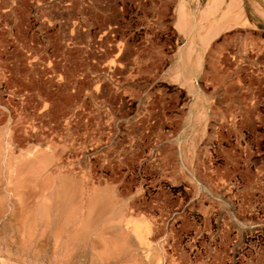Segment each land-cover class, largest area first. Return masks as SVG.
<instances>
[{
    "label": "rangeland",
    "instance_id": "374dc122",
    "mask_svg": "<svg viewBox=\"0 0 264 264\" xmlns=\"http://www.w3.org/2000/svg\"><path fill=\"white\" fill-rule=\"evenodd\" d=\"M187 1L0 0V17L2 16L0 18V264H203L204 262V264H264V0H236L240 17H225V21L221 20V17L230 0H223L215 16L208 20H202V14L211 0ZM181 7L186 9L185 18H180ZM189 17L192 19L190 20ZM105 24L108 26L106 27ZM212 27L214 28L213 34L207 35V31ZM110 30L120 34L118 33L115 38L111 37ZM69 41L73 43L70 44ZM122 43L125 45H121ZM99 44L102 45L99 46ZM133 45H138L135 49L138 51L134 50ZM190 45L193 48V57V52L190 56L188 53ZM120 46L124 54L120 53L122 61L118 69L119 65L115 55ZM77 50H81L79 54ZM105 50L108 51L107 55L103 54ZM74 55L76 56L73 57ZM87 58L90 60L87 61ZM95 59L98 63L101 61L100 66L97 62L95 63ZM197 62L200 68L198 71L193 69L191 73L190 64L195 66ZM71 63L73 64L70 65ZM93 65L100 68L97 67L99 70L97 74L87 68V71L80 75L79 70ZM116 69L119 73L115 72ZM130 72L135 73L131 75ZM101 74H107V77ZM96 76L100 78L97 79ZM94 82V85L91 84ZM37 84H39L38 87ZM67 86L74 88L68 89ZM159 93L161 95H158ZM163 95L167 102L166 106L169 108L165 110L167 121H160L155 118L156 116L147 119L146 108L149 101L154 98L159 99ZM40 105L43 109L39 107ZM48 105H51V108ZM159 110L161 111V106L157 105L155 111L160 113ZM47 112L49 115L45 116ZM202 112L205 113L202 114ZM64 122L67 123L64 124ZM35 132L39 136L36 137ZM98 133L102 137L97 136ZM103 136L107 139L108 136L111 138L107 140ZM98 140L101 142H97ZM163 150L164 154L161 153ZM63 158L67 159L64 161ZM65 164L68 167L63 166ZM153 164L156 167H153ZM213 171L216 172L213 173ZM37 172L39 176H36ZM209 175L213 177L210 178ZM110 181L113 183L110 184ZM134 181L135 184H133ZM92 182L95 184L97 182L98 187ZM73 187H75L74 190ZM123 187L126 188L128 196L125 195ZM217 189L220 190L219 193L216 192ZM107 190L108 193H106ZM56 200L57 203H54ZM63 201L64 203H61ZM163 201H165L164 204L161 203ZM121 202L122 205H120ZM70 205H73L72 208ZM132 206L135 208L133 209ZM109 211L113 214L110 215ZM107 213L109 214L106 215ZM94 220L100 221L95 222ZM91 225H95L94 228ZM81 234L85 235L83 239ZM126 244H129V248ZM257 251H260L258 255Z\"/></svg>",
    "mask_w": 264,
    "mask_h": 264
},
{
    "label": "bare ground",
    "instance_id": "6f19581e",
    "mask_svg": "<svg viewBox=\"0 0 264 264\" xmlns=\"http://www.w3.org/2000/svg\"><path fill=\"white\" fill-rule=\"evenodd\" d=\"M76 1H77V0H76ZM149 1H150V0H149ZM188 1H189V0H188ZM188 1H187V2H188ZM192 1H193V0H192ZM199 1H200V0H199ZM222 1H223V0H211V1L207 4V7H206L205 11L203 12V14H202V12H200V13L202 14V20H208V19L214 17L215 14L218 12L219 5H221ZM74 2H75V1H74ZM179 2H180V1H179ZM179 2H178V3H179ZM182 2H183V1H182ZM239 2H240V1H239ZM175 3H176V2H175ZM246 3H248V2L246 1ZM250 3H251V2H250ZM75 4H76V3H75ZM77 4H78V3H77ZM184 4H185V3H184ZM186 4H187V3H186ZM190 4H191V3H190ZM174 5H176V4H174ZM177 5H178V4H177ZM247 5H248V4H247ZM252 5H253V4H252ZM255 5H256V4H255ZM71 6H72V3H71V5H70V7H71ZM158 6H159V5H158ZM253 6H254V5H253ZM256 6H257V5H256ZM81 7H82V6H81ZM174 7H175V6H174ZM176 7H177V6H176ZM188 7H189V6H188ZM159 8H160V7H159ZM204 8H205V7H204ZM249 8H250V7H249ZM154 9H155V8H154ZM156 9H158V8H156ZM156 9H155V10H156ZM174 9H175V8H174ZM180 9H181V10L179 11L180 18H183V17L185 18L186 15H187L186 9H185L184 7H181ZM70 10H71V9H70ZM190 10H191V9H190ZM190 10H189V11H190ZM247 10H248V9H247ZM259 10H260V9H259ZM85 11H86V10H85ZM244 11H245V10H244ZM77 12H78V11H77ZM79 12H80V11H79ZM95 12H97V11L95 10ZM95 12H94V13H95ZM102 12H103V11H102ZM247 12H249V11H247ZM72 13H73V12H72ZM80 13H81V12H80ZM99 13H100V12H99ZM154 13H155V12H154ZM177 13H178V12H177ZM191 13H192V12H191ZM219 13H220V12H219ZM239 13H240V12H239V5H238V2H237L236 0H230L229 3H228L227 6H226L225 11L223 12V16L221 17V20L225 21V17H236V18H237V17H240V14H239ZM241 13H242V11H241ZM245 13H246V12H245ZM73 14H75V13H73ZM141 14H142V13H141ZM155 14H156V13H155ZM158 14H159V13H158ZM161 14H163V13H161ZM201 14H200V15H201ZM75 15H76V14H75ZM90 15H91V14H90ZM94 15H96V14H94ZM66 16H67V14H66ZM69 16H70V15H69ZM190 16H191V15H190ZM247 16H249V15H247ZM1 17H2V16H1ZM1 17H0V18H1ZM70 17H71V16H70ZM249 17H251V16H249ZM71 18H72V17H71ZM71 18H70V19H71ZM79 18H80V16H79ZM110 18H111V17H110ZM155 18H156V17H155ZM177 18H178V17H177ZM177 18H176V19H177ZM187 18H188V17H187ZM189 18H190V17H189ZM242 18H243V17H242ZM247 18H248V17H247ZM95 19H96V18H95ZM161 19H162V18H161ZM191 19H192V18H190V20H191ZM195 19H196V17H195ZM248 19H249V18H248ZM97 20H98V19H97ZM104 20H105V19H104ZM155 20H156V19H155ZM249 20H250V19H249ZM94 21H95V20H94ZM99 21H101V20H99ZM105 21H106V20H105ZM110 21H113V20H110ZM156 21H157V20H156ZM158 21H159V20H158ZM219 21H220V19H219ZM235 21H237V20H235ZM252 21H253V19H252ZM255 21H256V20H255ZM259 21H260V20H259ZM78 22H79V21H78ZM84 22H85V20H84ZM87 22H88V21H87ZM102 22H103V21H102ZM213 22H214V21H213ZM226 22H227V21H226ZM238 22H240V21H238ZM66 23H67V22H66ZM66 23H65V24H66ZM139 23H140V22H139ZM174 23H175V22H174ZM178 23H180V22H178ZM69 24H70V23H69ZM81 24H83V23H81ZM93 24H94V23H93ZM117 24H118V23H117ZM189 24H190V23H189ZM202 24H203V23H202ZM253 24H254V23H253ZM101 25H102V24H101ZM180 25H181V24H180ZM184 25H185V24H184ZM184 25H183V26H184ZM241 25H242V24H241ZM246 25H247V24H246ZM84 26H85V24H84ZM88 26H89V25H88ZM105 26H106V24H105ZM107 26H108V25H107ZM107 26H106V27H107ZM191 26H192V25H191ZM216 26H217V24H216ZM222 26H223V24H222ZM224 26H225V25H224ZM89 27H90V26H89ZM180 27H181V26H180ZM217 27H219V26H217ZM217 27H216V28H217ZM83 28H84V27H83ZM86 28H87V27H86ZM110 28H111V27H110ZM149 28H150V26H149ZM185 28H186V27H185ZM192 28H193V26H192ZM192 28L190 29V32H191ZM95 29H96V27H95ZM98 29H99V28H98ZM101 29H102V28H101ZM125 29H126V28H125ZM181 29H182V27H181ZM181 29H180V30H181ZM201 29H202V28H201ZM222 29H223V28H222ZM77 30H78V29H77ZM77 30H76V31H77ZM114 30H115V29H114ZM116 30H117V29H116ZM193 30H195V29L193 28ZM76 31H75V32H76ZM93 31H94V30H93ZM110 31H111V32H110V33H111V37H114V38H115V36H117V34L119 33V32H118V33H115V32L112 31V30H110ZM145 31H146V30H145ZM147 31H148V30H147ZM213 31H214V28H213V27L210 28V29L207 31V35H212V34H213V33H212ZM216 31H217V30H216ZM70 32H71V31H70ZM72 32H73V31H72ZM77 32H78V31H77ZM87 32H88V31H86V33H87ZM108 32H109V31H108ZM108 32H107V33H108ZM154 32H155V31H154ZM102 34H103V33H102ZM119 34H120V33H119ZM150 34H153V33H150ZM215 34H216V32H215ZM87 35H88V34H87ZM93 35H94V34H93ZM105 35H106V34H105ZM146 35H147V34H146ZM198 35H199V34H198ZM207 35H206V36H207ZM72 36H73V35H72ZM80 36H81V34H80ZM83 36H84V34H83ZM103 36H104V35H103ZM122 36H123V35H122ZM149 36H150V35H149ZM91 37H92V36H91ZM111 37H110V38H111ZM122 38H123V37H122ZM206 38H207V37H206ZM68 39H69V38H68ZM68 39H67V42H68ZM79 39H80V38H79ZM210 39H211V38H210ZM3 40H4V39H3ZM72 40H73V39H71V41H72ZM81 40H83V39H81ZM104 40H105V39H104ZM108 40H109V39H108ZM108 40H107V41H108ZM112 40H113V39H112ZM143 40H144V39H143ZM201 40H202V39H201ZM207 40H208V39H207ZM77 41H78V40H77ZM99 41H100V39H99ZM99 41H98V42H99ZM149 41H150V40H149ZM79 42H80V41H79ZM84 42H85V41H84ZM113 42H114V41H113ZM116 42H117V41H116ZM142 42H143V41H142ZM69 43H70V41H69ZM71 43H73V42H71ZM71 43H70V44H71ZM114 43H115V42H114ZM117 43H118V42H117ZM120 43H121V42H120ZM127 43H129V42H127ZM144 43H145V42H144ZM148 43H150V42H148ZM102 44H103V43H102ZM102 44H99V46H101ZM109 44H110V43H109ZM112 44H113V43H112ZM130 44H131V41H130ZM140 44H141V43H140ZM246 44H247V43H246ZM110 45H111V44H110ZM121 45H125V44L122 43ZM141 45H142V44H141ZM143 45H144V44H143ZM151 45H152V44H151ZM71 46H72V45H71ZM77 46H78V45H77ZM117 46H118V45H117ZM133 46H134V45H133ZM136 46H138V45H136ZM136 46H134V47H135L134 50L137 49ZM245 46H246V45H245ZM251 46H252V45H251ZM103 47H105V46H103ZM127 47H128V45H127ZM152 47H153V46H152ZM152 47H151V48H152ZM205 47H206V46H205ZM254 47H255V46H254ZM68 48H70V47H68ZM79 48H81V47H79ZM101 48H102V47H101ZM105 48H106V47H105ZM125 48H126V47H125ZM138 48H139V47H138ZM146 48H147V47H146ZM154 48H155V47H154ZM242 48H243V47H242ZM246 48H247V47H246ZM256 48H258V46H257ZM259 48H260V46H259ZM108 49H109V48H108ZM108 49H107V50H108ZM128 49H129V48H128ZM244 49H245V48H244ZM252 49H253V48H252ZM59 50H60V49H59ZM62 50H63V49H62ZM112 50H113V48H112ZM147 50H148V48H147ZM205 50H206V49H205ZM237 50H238V49H237ZM260 50H261V49H260ZM2 51H3V50H2ZM77 51H78V50H77ZM80 51H81V50H80ZM80 51H78L77 54H79ZM82 51H83V50H82ZM109 51H110V50H109ZM115 51H116V50H115ZM131 51H132V50H131ZM135 51H138V50H135ZM262 51H263V50H262ZM60 52H61V51H59V53H60ZM63 52H64V51H63ZM107 52H108V51L105 50V51H103V54L107 55V54H106ZM111 52H112V51H111ZM113 52H114V51H113ZM113 52H112V53H113ZM117 52H118V53L115 55V58H116V61L118 62V65H119V66H118V69H119V68L121 67V61H122V57L120 56V53L122 52V48H121V46H120V48L117 49ZM123 52H124V51H123ZM123 52H122V53H123ZM192 52H193V48H192V46L190 45V47L188 48L189 56L192 54ZM212 52H213V51H212ZM236 52H237V51H236ZM59 53H58V54H59ZM85 53H86V52H85ZM213 53H214V52H213ZM65 54L67 55V53H65ZM70 54H72V53H70ZM70 54H69V55H70ZM109 54H110V53H109ZM109 54H108V55H109ZM123 54H124V53H123ZM131 54H133V52H131ZM141 54H142V53H141ZM146 54H147V53H146ZM153 54H154V53H153ZM206 54H207V53H206ZM214 54H215V53H214ZM259 54H260V53H259ZM35 55H36V54H35ZM81 55H82V53H81ZM139 55H140V54H139ZM247 55L249 56V53H248ZM71 56H72V55H71ZM75 56H76V55H74L73 57H75ZM77 56H78V55H77ZM129 56H130V54H129ZM142 56H143V55H142ZM193 56H194V52H193L192 57H193ZM66 57H67V56H66ZM101 57H102V56H101ZM104 57H105V56H104ZM125 57H126V56H125ZM131 57L133 58V56H131ZM139 57H140V56H139ZM205 57H206V56H205ZM212 57H213V55H212ZM212 57H211V58H212ZM80 58H81V57H80ZM198 58H199V57H198ZM201 58H202V57H201ZM71 59H72V57H71ZM74 59H75V58H74ZM76 59H77V58H76ZM87 59H88V58H87ZM93 59H94V58H93ZM100 59H101V58H100ZM149 59H150V58H149ZM207 59H208V58H207ZM209 59H210V58H209ZM256 59H257V58H256ZM47 60H48V59H47ZM65 60H66V59H65ZM89 60H90V59H88L87 61H89ZM91 60H92V59H91ZM98 60H99V59H98ZM103 60H104V59H103ZM106 60H107V59H106ZM142 60H143V59H142ZM156 60H157V59H156ZM190 60H191V62H192V59H190ZM195 60H196V59H195ZM248 60H249V59H248ZM77 61H78V60H77ZM93 61H94V60H93ZM131 61H132V59H131ZM136 61H137V60H136ZM207 61H208V60H207ZM68 62H69V61H68ZM71 62H74V61L71 60ZM96 62H97V61H96V59H95V63H96ZM100 62H101V61H100ZM100 62H99V63H100ZM103 62H104V61H103ZM105 62H106V61H105ZM123 62H124V61H123ZM209 62H210V61H209ZM91 63H92V62H91ZM93 63H94V62H93ZM97 63H98V62H97ZM99 63H98V65H99ZM125 63H127V62H125ZM140 63H141V62H140ZM72 64H73V63H71L70 65H72ZM86 64H87V63H86ZM106 64H107V63H106ZM129 64H131V62H129ZM143 64H144V63H143ZM253 64H254V63H253ZM76 65H77V64H76ZM82 65H83V63H82ZM87 65H88V64H87ZM90 65H91V64H90ZM114 65H115V63H114ZM124 65H125V64H124ZM52 66H54V65H52ZM78 66H79V65H78ZM99 66H100V65H99ZM127 66H128V65H127ZM129 66H130V65H129ZM69 67H70V66H69ZM74 67H75V66H74ZM97 67H98V66H97ZM97 67H95L94 65H93V66H86V67H83V69L79 70L80 75L83 74V73H85V71H87V70H86L87 68H89L93 73L97 74L98 71H99V70L97 69ZM101 67H102V66H101ZM104 67H105V66H104ZM104 67H103V68H104ZM76 68H77V67H76ZM98 68H99V67H98ZM113 68H114V67H113ZM115 68H116V67H115ZM128 68H130V67H128ZM136 68H139V67H136ZM140 68H142V67H140ZM199 68H200V67H199V62H197V63L195 64V66L192 65V64H190V69H191V70H190V69H189V70H190L191 73H193V72H192L193 69H195V71H198ZM229 68H230V67H229ZM57 69H58V67H57ZM64 69H65V67H64ZM67 69H68V68H67ZM99 69H100V68H99ZM101 69H102V68H101ZM106 69H107V68H106ZM108 69H109V68H108ZM132 69H133V68H132ZM143 69H144V68H143ZM152 69H153V68H152ZM51 70H52V69H51ZM54 70H56V69H54ZM54 70H53V71H54ZM65 70H66V69H65ZM73 70H74V69H73ZM102 70H103V69H102ZM104 70H105V69H104ZM120 70H122V69H120ZM53 71H52V72H53ZM57 71H58V70H57ZM129 71H130V70H129ZM129 71H128V72H129ZM132 71H133V70H132ZM137 71L139 72V70H137ZM179 71H180V70H179ZM233 71H234V70H233ZM25 72H26V71H25ZM100 72H101V71H100ZM109 72H110V69H109ZM109 72H108V73H109ZM115 72L119 73L117 69H116ZM138 72H137V73H138ZM145 72H146V71H145ZM64 73H66V72H64ZM130 73H131V75H134L135 72H134V73H133V72H130ZM137 73H136V75H137ZM139 73H140V72H139ZM39 74H40V73H39ZM44 74H45V73H44ZM47 74H48V73H47ZM70 74H71V73H70ZM73 74H74V73H73ZM78 74H79V73H78ZM86 74H87V73H86ZM121 74H122V73H121ZM125 74H126V73H125ZM144 74H146V73H144ZM84 75H85V74H84ZM101 75H104V74H101ZM115 75H116V74H115ZM123 75H124V74H123ZM139 75H140V74H139ZM191 75H192V74H191ZM27 76H28V75H27ZM40 76H41V74H40ZM43 76H44V75H43ZM47 76H48V75H47ZM90 76H91V75H90ZM104 76L107 77V74L104 75ZM64 77H65V76H64ZM73 77H74V76H73ZM96 77H97V76H96ZM98 77L100 78V76H98ZM98 77H97V79H99ZM116 77H117V76H116ZM116 77H115V78H116ZM133 77H134V76H133ZM135 77H136V76H135ZM188 77H189V76H188ZM66 78H67V76H66ZM74 78H75V77H74ZM86 78H87V77H86ZM110 78H111V77H110ZM113 78H114V77H113ZM203 78H205V77H203ZM212 78H213V77H212ZM33 79H34V78H33ZM61 79H62V78H61ZM80 79H81V78H80ZM94 79H95V77H94ZM125 79H126V78H125ZM47 80H49V79H47ZM73 80H74V79H73ZM118 80H119V79H118ZM120 80H121V79H120ZM123 80H124V79H123ZM188 80H189V79H188ZM66 81H67V80H66ZM76 81H77V79H76ZM85 81H86V80H85ZM91 81H92V80H91ZM102 81H103V80H102ZM124 81H125V80H124ZM130 81H131V80H130ZM204 81H205V80H204ZM35 82H36V80H35ZM42 82H43V81H42ZM67 82H70V81L68 80ZM82 82H84V81H82ZM87 82H88V81H87ZM95 82H96V81H95ZM95 82H94V83H91V84L94 85ZM111 82H112V79H111ZM132 82H133V81H132ZM31 83H32V82H31ZM48 83H49V82H48ZM97 83H98V81H97ZM100 83H101V82H100ZM106 83H107V82H106ZM117 83L119 84V82H117ZM123 83H124V82H123ZM123 83H121V84H123ZM125 83H126V82H125ZM39 84H40V83H39ZM39 84H37V87H38ZM45 84H46V83H45ZM33 85H34V84H33ZM41 85H42V84H41ZM113 85H114V84H113ZM116 85H117V84H116ZM119 85H120V84H119ZM150 85H151V84H150ZM34 86H35V85H34ZM78 86H79V85H78ZM88 86H89V85H88ZM206 86H208V85H206ZM0 87H1V85H0ZM35 87H36V86H35ZM41 87H42V86H41ZM64 87H65V86H64ZM67 87H68V86H67ZM67 87H66V88H67ZM71 87H73V86H71ZM71 87H68V89L71 88ZM105 87H106V86H105ZM120 87H121V86H120ZM6 88H7V87H6ZM73 88H74V87H73ZM78 88H79V87H78ZM93 88H94V87H93ZM101 88H103V87H101ZM23 89H24V88H23ZM88 89H89V88H88ZM95 89H96V88H95ZM95 89H93V90L95 91ZM78 90H79V89H78ZM85 90H86V89H85ZM97 90H98V89H97ZM102 90H103V89H102ZM12 91H13V90H12ZM22 91H23V90H22ZM81 91H82V90H81ZM115 91H117V90H115ZM147 91H148V90H147ZM36 92H37V91H36ZM48 92H49V91H48ZM67 92H69V91H67ZM119 92H120V91H119ZM91 93H92V92H91ZM104 93H105V92H104ZM144 93H146V92H144ZM152 93H153V92H152ZM152 93H151V94H152ZM162 93H163V92H162ZM149 94H150V93H149ZM199 94H200V93H199ZM104 95H105V94H104ZM108 95H109V94H108ZM108 95H107V96H108ZM111 95H112V94H111ZM158 95H161V94L159 93ZM205 95H206V94H205ZM213 95H214V94H213ZM41 96H42V95H41ZM43 96H44V95H43ZM61 96H62V95H61ZM75 96H76V95H75ZM105 96H106V95H105ZM139 96H140V95H139ZM207 96H208V95H207ZM50 97H51V96H50ZM59 97H60V96H59ZM67 97H68V96H67ZM108 97H109V96H108ZM152 97H153V96H152ZM154 97H155V96H154ZM203 97H204V96H203ZM208 97H209V96H208ZM38 98H39V97H38ZM44 98H45V97H44ZM75 98H76V97H75ZM94 98H97V97H94ZM103 98H104V97H103ZM138 98H139V97H138ZM146 98H147V97H146ZM164 98H165V97H164V95H163V97L160 96L159 99L154 98L152 101H149V103H148V107L146 108V111H147V116H146V117H147V119L150 118V117H153V116L155 117V116H156L155 118L160 119V121H161V120L167 121V117H166V115H165V110H166L168 107L166 106V103H167V102H165V99H164ZM212 98H213V97H212ZM225 98H226V97H225ZM49 99H50V98H49ZM62 99H64V98L62 97ZM66 99H67V98H66ZM99 99H100V98H99ZM142 99H143V98H142ZM166 99H167V98H166ZM169 99H170V98H169ZM203 99H204V98H203ZM43 100H44V99H43ZM88 100H89V99H88ZM91 100H92V99H91ZM94 100H97V99H94ZM103 100H104V99H103ZM106 100H107V99H106ZM106 100H105V102L107 103ZM171 100H172V99H171ZM205 100H206V99H205ZM209 100H210V99H209ZM39 101H40V100H39ZM57 101H58V100H57ZM64 101H65V100H64ZM67 101H68V100H67ZM76 101H77V100H76ZM79 101H80V100H79ZM97 101H99V100H97ZM215 101H217V100H215ZM223 101H224V100H223ZM47 102H48V101H47ZM47 102H46V103H47ZM51 102H52V101H51ZM60 102H61V101H60ZM169 102H170V101H169ZM203 102H204V101H203ZM3 103H5V101H4ZM9 103H10V102H9ZM174 103H175V102H174ZM195 103H196V102H195ZM215 103H216V102H215ZM217 103H218V102H217ZM224 103H225V102H224ZM43 104H45V102H44ZM138 104H139V102H138ZM172 104H173V103H172ZM172 104H171V105H172ZM175 104H176V103H175ZM197 104H198V103H197ZM197 104H196V105H197ZM203 104H204V103H203ZM210 104H211V103H210ZM213 104H214V103H213ZM5 105H6V104H5ZM22 105H23V104H22ZM36 105H37V104H36ZM52 105H53V104H52ZM86 105H88V104H86ZM98 105H99V104H98ZM157 105L161 106V111L159 110L160 113L155 111V107H156ZM167 105H168V104H167ZM187 105H188V104H187ZM216 105H217V104H216ZM218 105H219V104H218ZM0 106H1V104H0ZM7 106H9V105H7ZM48 106H49V105H48ZM50 106H51V105H50ZM50 106H49V107H50ZM89 106H91V104H90ZM172 106H173V105H172ZM9 107H10V106H9ZM39 107H41V105H40ZM42 107H43V106H42ZM42 107H41V108H42ZM49 107H47V108H49ZM55 107H56V106H55ZM76 107H78V105H77ZM76 107H75V108H76ZM143 107H144V106H143ZM4 108H5V107H4ZM41 108H40V109H41ZM50 108H51V107H50ZM196 108H198V107H196ZM5 109H6V108H5ZM40 109H39V110H40ZM42 109H43V108H42ZM69 109L71 110V108H69ZM73 109H74V108H73ZM73 109H72V110H73ZM168 109H169V108H168ZM175 109H176V108H175ZM190 109H191V108H190ZM207 109H208V108H207ZM8 110H9V109H8ZM8 110H7V111H8ZM39 110H38V111H39ZM46 110H47V109H46ZM46 110H45V111H46ZM75 110H76V109H75ZM84 110H85V107H84ZM213 110H214V109H213ZM221 110H222V109H221ZM0 111H1V109H0ZM43 111H44V110H43ZM194 111H195V110H194ZM208 111H210V109H209ZM208 111H206V112H208ZM216 111H217V110H216ZM222 111H223V110H222ZM79 112H80V111H79ZM87 112H88V111H87ZM171 112H172V111H171ZM196 112H197V111H196ZM214 112H215V111H214ZM217 112H218V111H217ZM217 112H216V113H217ZM2 113H3V112H2ZM11 113H12V111H11ZM15 113H16V112H15ZM15 113H14V114H15ZM62 113H63V112H62ZM84 113H85V112H84ZM191 113H192V112H191ZM193 113H194V112H193ZM203 113H205V112H202V114H203ZM216 113H215V114H216ZM218 113H219V112H218ZM224 113H225V112H223V114H224ZM226 113H227V112H226ZM43 114H45V113H43ZM115 114H116V113H115ZM139 114H140V113H139ZM198 114H200V113H198ZM220 114H222V113H220ZM223 114H222V115H223ZM3 115H4V114H3ZM10 115H12V114H10ZM48 115H49V114H48V112H47L45 116H48ZM50 115H51V114H50ZM57 115H58V114H57ZM62 115H63V114H62ZM64 115H65V114H64ZM69 115H70V114H69ZM72 115H73V114H72ZM78 115L80 116V114H78ZM92 115H93V114H92ZM212 115H213V114H212ZM225 115H226V114H225ZM70 116H71V115H70ZM70 116H69V117H70ZM74 116H75V115H74ZM79 116H78V117H79ZM84 116H85V115H84ZM93 116H94V115H93ZM125 116H126V115H125ZM134 116H135V115H134ZM206 116H207V115H206ZM231 116H232V115H231ZM9 117H10V116H9ZM17 117H18V115H17ZM42 117H43V116H42ZM49 117H50V116H49ZM76 117H77V116H76ZM88 117H89V116H88ZM221 117H222V116H221ZM229 117H230V116H229ZM22 118H23V117H22ZM22 118H21V119H22ZM35 118H36V117H35ZM64 118L66 119V117H64ZM64 118H63V119H64ZM90 118H91V117H90ZM135 118H136V117H135ZM168 118H169V120H170V117H168ZM208 118H209V117H207V119H208ZM212 118H213V117H212ZM212 118H210V119H212ZM15 119H16V118H15ZM39 119H40V118H39ZM67 119H69V118H67ZM74 119H75V118H74ZM88 119H89V118H88ZM197 119H198V118H197ZM207 119H206V120H207ZM216 119H217V118H216ZM219 119H220V118H219ZM219 119H218V120H219ZM230 119H231V118H230ZM13 120H14V119H13ZM17 120H18V119H17ZM19 120H20V119H19ZM44 120H45V118H44ZM48 120H49V119H48ZM48 120H47V121H48ZM57 120H58V119H57ZM82 120H83V119H82ZM128 120H129V119H128ZM175 120H176V119H175ZM194 120H195V119H194ZM204 120H205V118H204ZM212 120H213V119H212ZM220 120H221V119H220ZM15 121H16V120H15ZM15 121H14V123H15ZM50 121H51V120H50ZM78 121H79V120H78ZM84 121H85V120H84ZM89 121H90V120H89ZM215 121H216V120H215ZM235 121H236V120H235ZM11 122H12V121H11ZM16 122H17V121H16ZM18 122H19V121H18ZM25 122H26V121H25ZM25 122H24V123H25ZM28 122H30V121H28ZM67 122H68V120H67ZM67 122H66V123H67ZM95 122H96V121H95ZM138 122H139V121H138ZM201 122H202V121H201ZM55 123H56V122H55ZM66 123L64 122V124H66ZM72 123H73V122H72ZM80 123H82V122H80ZM83 123H84V122H83ZM132 123H133V122H132ZM135 123H136V122H135ZM139 123H140V122H139ZM199 123H200V122H199ZM204 123H205V122H204ZM209 123H210V122H209ZM41 124H42V122H41ZM50 124H51V123H50ZM53 124H54V123H53ZM86 124H87V122H86ZM91 124H93V123H91ZM136 124H137V123H136ZM202 124H203V123H202ZM206 124H207V123H206ZM221 124H222V123H221ZM15 125H16V124H15ZM61 125H62V124H61ZM75 125H76V123H75ZM94 125H96V124H94ZM106 125H107V124H106ZM108 125H109V124H108ZM108 125H107V126H108ZM137 125H138V124H137ZM137 125H136V126H137ZM195 125H196V124H195ZM197 125H198V124H197ZM197 125H196V126H197ZM222 125H224V124H222ZM10 126H12V125H10ZM13 126H14V125H13ZM20 126H21V125H20ZM46 126H47V124H46ZM62 126H63V125H62ZM70 126H71V125H70ZM70 126H69V127H70ZM76 126H77V125H76ZM76 126H75V127H76ZM99 126H100V125H99ZM101 126H102V125H101ZM155 126H156V125H155ZM198 126H200V125H198ZM15 127H17V126H15ZM15 127H13V128H15ZM38 127H39V126H38ZM38 127H37V128H38ZM109 127H110V126H109ZM157 127H158V125H157ZM194 127H195V126H194ZM200 127H201V126H200ZM207 127H208V126H207ZM19 128H20V127H19ZM39 128H41V127H39ZM44 128H46V127H44ZM70 128H72V127H70ZM90 128H92V127L90 126ZM95 128H96V127H95ZM98 128H99V127H98ZM197 128H198V127H197ZM54 129H55V128H54ZM56 129H58V128H56ZM59 129H60V128H59ZM75 129H76V128H75ZM75 129L73 130L74 132H75ZM78 129H79V128H78ZM88 129H89V128H88ZM92 129H93V128H92ZM106 129H107V128H106ZM106 129H105V131H106ZM152 129H153V128H152ZM192 129H193V128H192ZM198 129H199V128H198ZM200 129H201V128H200ZM208 129H209V128H208ZM216 129H217V128H216ZM40 130H41V129H40ZM43 130H44V129H43ZM68 130H69V129H68ZM100 130H101V129H100ZM118 130H119V129H118ZM126 130H127V129H126ZM194 130H195V129H194ZM11 131H12V130H11ZM13 131H14V130H13ZM15 131L17 132L16 128H15ZM18 131H19V130H18ZM48 131H50V130H48ZM54 131H55V130H54ZM77 131H78V130H77ZM81 131H82V129H81ZM84 131H85V130H84ZM97 131H98V130H97ZM127 131H128V130H127ZM192 131H193V130H192ZM195 131H197V130H195ZM16 132H15V133H16ZM69 132H70V131H69ZM95 132H96V131H95ZM95 132H94V133H95ZM101 132H102V130H101ZM111 132H112V131H111ZM128 132H129V131H128ZM199 132L201 133V131H199ZM220 132H221V131H220ZM3 133H4V132H3ZM3 133H2V134H3ZM49 133H50V132H49ZM49 133H47V134H49ZM57 133H58V132H57ZM78 133H79V132H78ZM113 133H114V132H113ZM193 133H194V132H193ZM58 134H59V133H58ZM71 134H72V133H71ZM71 134H70V135H71ZM74 134L76 135V133H74ZM80 134H81V133H80ZM84 134H85V133H84ZM89 134H91L90 131H89ZM96 134H97V133H96ZM101 134H103V133H101ZM104 134H105V133H104ZM115 134H116V133H115ZM115 134H114V135H115ZM165 134H166V133H165ZM167 134H168V133H167ZM10 135H11V134H10ZM44 135H45V133H44ZM128 135H130V134H128ZM169 135H170V134H169ZM14 136H15V135H14ZM28 136H29V135H28ZM28 136H27V137H28ZM33 136H34V135H33ZM35 136L37 137V136H39V135L35 132ZM54 136H55V135H54ZM88 136H89V135H88ZM88 136H86V137H88ZM97 136L102 137V136H100L99 133H98ZM105 136H106V135H105ZM105 136H103V137H105ZM109 136H110V135H109ZM109 136H108V139L111 138V137H109ZM111 136H112V135H111ZM157 136H158V134H157ZM207 136H208V135H207ZM209 136H210V135H209ZM3 137H4V136H3ZM27 137H26V138H27ZM69 137H70V136H69ZM75 137H76V136H75ZM84 137H85V136H84ZM89 137H90V136H89ZM115 137H116V136H115ZM115 137H114V138H115ZM159 137H161V136H159ZM10 138H11V137H10ZM15 138H16V137H15ZM22 138H23V137H22ZM63 138H64V137H63ZM105 138H106V137H105ZM112 138H113V136H112ZM131 138H132V137H131ZM217 138H218V137H217ZM19 139H20V138H19ZM19 139H18V140H19ZM24 139H25V138H24ZM24 139H23V140H24ZM36 139H37V138H36ZM50 139H51V137H50ZM70 139H71V137H70ZM94 139H95V138H94ZM106 139H107V138H106ZM108 139H107V140H108ZM125 139H126V138H125ZM140 139H142V138L140 137ZM209 139H210V138H209ZM15 140H16V139H15ZM32 140H34V139H32ZM37 140H38V139H37ZM39 140H40V139H39ZM57 140H58V139H57ZM100 140L103 142L102 138H101ZM100 140H98L97 142H99ZM111 140H112V139H111ZM130 140H131V139H130ZM191 140H192V139H191ZM42 141H43V140H42ZM45 141H46V140H45ZM52 141H53V140H52ZM58 141H59V140H58ZM101 141H100V142H101ZM105 141H106V140H105ZM133 141H134V140H133ZM159 141H160V140H159ZM159 141H158V143H159ZM161 141H162V140H161ZM47 142H48V141H47ZM82 142H83V141H82ZM84 142H86V141H84ZM91 142H92V141H91ZM108 142H109V141H108ZM113 142H114V141H113ZM140 142H141V141H140ZM10 143H11V142H10ZM35 143H36V142H35ZM49 143H50V142H49ZM51 143L53 144L54 142H51ZM60 143H61V142H60ZM64 143H65V142H64ZM13 144H14V143H13ZM47 144H48V143H47ZM91 144H92V143H91ZM128 144H129V143H128ZM37 145H38V144H37ZM42 145H43V144H42ZM72 145H74V144H72ZM79 145H80V144H79ZM81 145H82V144H81ZM94 145H95V144H94ZM124 145H126V143H125ZM153 145H155V144H153ZM157 145H158V144H157ZM157 145H156V146H157ZM16 146H17V145H16ZM18 146H19V144H18ZM40 146H41V145H40ZM46 146H47V145H46ZM76 146H78V145H76ZM102 146H103V145H102ZM108 146H109V145H108ZM115 146H116V145H115ZM118 146H120V145H118ZM140 146H141V145H140ZM144 146H145V145H144ZM41 147H43V146H41ZM41 147H40V148H41ZM47 147H48V146H47ZM70 147H71V146H70ZM80 147H81V146H80ZM82 147H84V146H82ZM99 147H101V146H99ZM103 147H104V146H103ZM138 147H139V145H138ZM138 147H137V148H138ZM194 147H195V146H194ZM49 148H50V147H49ZM66 148H67V147H66ZM72 148H73V147H72ZM111 148H112V147H111ZM122 148H123V147H122ZM134 148H135V147H133V150H134ZM137 148H136V149H137ZM69 149H70V148H69ZM80 149H81V148H80ZM146 149H147V148H146ZM167 149H168V148H167ZM186 149H187V147H186ZM40 150H41V149H40ZM44 150H45V149H44ZM48 150H49V149H48ZM59 150H60V149H59ZM73 150H74V149H73ZM92 150H93V149H92ZM106 150H107V149H106ZM112 150H114V149H112ZM117 150H119V149H117ZM128 150H129V149H128ZM128 150H127V151H128ZM151 150H152V149H151ZM54 151H56V150H54ZM82 151H83V150H82ZM94 151H95V150H94ZM108 151H110V150H108ZM134 151H135V150H134ZM134 151H133V152H134ZM137 151H138V150H137ZM142 151H143V150H142ZM144 151H145V150H144ZM155 151H156V150H155ZM205 151H206V150H205ZM38 152H39V150H38ZM38 152H37V154H38ZM40 152H41V151H40ZM48 152H49V151H48ZM59 152H60V151H59ZM62 152H63V151H62ZM65 152L67 153V151H65ZM69 152H70V151H69ZM69 152H68V153H69ZM76 152H77V150H76ZM90 152H91V151H90ZM118 152H119V151H118ZM135 152H136V151H135ZM163 152H164V150L161 151V153H163ZM182 152H183V151H182ZM185 152H186V151H185ZM54 153H55V152H54ZM63 153H64V152H63ZM71 153H72V152H71ZM74 153H75V152H74ZM77 153H78V152H77ZM87 153H88V151H87ZM103 153H104V152H103ZM140 153H141V152H140ZM149 153H151V152H149ZM152 153H153V152H152ZM161 153H160V154H161ZM166 153H167V152H166ZM166 153H165V154H166ZM183 153H184V152H183ZM189 153H191V152H189ZM52 154H53V153H52ZM98 154H99V153H98ZM135 154H136V153H135ZM163 154H164V153H163ZM168 154H169V152H168ZM50 155H51V154H50ZM62 155H63V154H62ZM62 155H60V156H62ZM73 155H74V154H73ZM82 155H83V154H82ZM94 155H95V154H94ZM99 155H100V154H99ZM104 155H105V154H104ZM110 155H111V154H110ZM129 155H130V154H129ZM129 155H128V156H129ZM144 155H145V154H144ZM144 155H143V156H144ZM157 155H158V154H157ZM51 156H52V155H51ZM60 156H59V157H60ZM75 156H76V154H75ZM90 156H92V155H90ZM96 156H97V154H96ZM126 156H127V155H126ZM138 156H139V155H138ZM138 156H137V157H138ZM152 156H154V154H153ZM158 156H160V155H158ZM161 156H162V155H161ZM161 156H160V157H161ZM172 156H174V155H172ZM187 156H188V155H187ZM211 156H212V155H211ZM76 157H77V156H76ZM97 157H98V156H97ZM102 157H103V156H102ZM105 157H106V156H105ZM113 157H115V156H113ZM120 157H121V156H120ZM132 157H134V155H133ZM144 157H146V155H145ZM155 157H156V156H155ZM169 157H171V156H169ZM67 158H68V156H67ZM67 158H65V159H67ZM70 158H71V157H70ZM73 158H74V157H73ZM92 158H93V157H92ZM135 158H136V157H135ZM185 158H186V157H185ZM190 158H191V157H190ZM50 159H51V158H50ZM55 159H56V158H55ZM58 159H59V158H58ZM63 159H64V158H63ZM65 159H64V161H65ZM74 159H75V158H74ZM81 159H82V158H81ZM115 159H116V158H115ZM119 159H120V158H119ZM131 159H132V158H131ZM131 159H130V160H131ZM144 159H145V158H144ZM160 159H161V158H160ZM166 159H167V158H166ZM52 160H53V158H52ZM76 160H78V159H76ZM113 160H114V159H113ZM136 160H138V159H136ZM184 160H185V159H184ZM186 160H187V159H186ZM202 160H203V159H202ZM50 161H51V160H50ZM66 161H67V160H66ZM68 161H69V160H68ZM72 161H73V159H72ZM79 161H80V160H79ZM102 161H103V160H102ZM105 161H106V160H105ZM122 161H123V160H121V162H122ZM127 161H129V160H127ZM134 161H135V160H134ZM157 161H158V160H157ZM167 161H168V160H167ZM203 161H204V160H203ZM205 161H206V159H205ZM45 162H46V161H45ZM48 162H49V160H48ZM116 162H117V161H116ZM123 162H124V161H123ZM130 162H131V161H130ZM182 162H183V160H182ZM51 163H53V162L51 161ZM56 163H57V162H56ZM67 163H68V162H67ZM67 163H66V164H67ZM70 163H71V161H70ZM77 163H78V161H77ZM80 163H81V162H80ZM84 163H85V162H84ZM102 163H103V162H102ZM102 163H101V164H102ZM110 163H111V162H110ZM113 163H114V162H113ZM126 163H127V162H126ZM139 163H140V162H139ZM164 163H165V162H164ZM168 163H169V162H168ZM168 163H167V164H168ZM191 163H192V162H191ZM31 164H32V163H31ZM40 164H41V163H39V165H40ZM42 164H44V163H42ZM54 164H55V163H54ZM66 164L63 165V166L68 167ZM111 164H112V163H111ZM117 164H118V163H117ZM146 164H147V163H146ZM148 164H150V163H148ZM183 164H184V163H183ZM196 164H198V163H196ZM37 165H38V164H37ZM68 165H69V164H68ZM124 165H125V163H124ZM153 165H154V164H153ZM170 165H172V164H170ZM203 165H204V164H203ZM205 165H206V164H205ZM35 166H36V165H35ZM47 166H48V165H47ZM58 166H59V165H58ZM78 166H79V164H78ZM84 166H85V165H84ZM97 166H98V165H97ZM108 166H109V164H108ZM131 166H132V165H131ZM150 166H152V165H150ZM162 166H163V165H162ZM184 166H185V165H184ZM191 166H192V165H191ZM191 166H190V167H191ZM212 166H213V165H212ZM212 166H211V167H212ZM43 167H44V166H43ZM119 167H120V165H119ZM126 167H128V166H126ZM139 167H140V166H139ZM143 167H144V166H142V168H143ZM148 167H149V166H148ZM153 167H156V166L154 165ZM175 167H176V166H175ZM190 167H189V168H190ZM86 168H87V167H86ZM100 168H101V167H100ZM120 168H121V167H120ZM150 168H151V167H150ZM150 168H148V170H149ZM166 168H167V167H166ZM166 168H165V169H166ZM173 168H174V167H173ZM192 168H193V167H192ZM203 168H204V166H203ZM212 168H213V167H212ZM35 169H37V168H35ZM39 169L41 170V168H39ZM81 169H82V168H81ZM96 169H97V168H96ZM104 169H105V168H104ZM114 169H115V168H114ZM118 169H119V168H118ZM126 169H127V168H126ZM131 169H132V168H131ZM145 169H146V168H145ZM153 169H155V168H153ZM160 169H161V167H160ZM186 169H188V168H186ZM205 169H206V166H205ZM209 169H210V168H209ZM42 170H43V169H42ZM56 170H57V169H56ZM92 170H93V169H92ZM111 170H112V167H111ZM111 170H110V171H111ZM119 170H121V169H119ZM123 170H124V169H123ZM132 170H133V169H132ZM173 170L175 171V169H173ZM188 170H189V169H188ZM195 170H197V169H195ZM213 170H214V169H213ZM37 171H38V170H37ZM59 171H60V170H59ZM59 171H58V172H59ZM105 171H106V170H105ZM134 171H136V170H134ZM169 171H170V170H169ZM201 171H202V170H201ZM38 172H39V171H38ZM38 172H37L36 176L38 175ZM62 172H63V171H62ZM67 172L69 173V171H67ZM72 172H73V171H72ZM129 172H130V170H129ZM132 172H133V171H132ZM147 172H148V171H147ZM147 172H146V173H147ZM152 172H153V171H152ZM215 172H216V171H213V173H215ZM54 173H56V172H54ZM54 173H53V174H54ZM64 173H65V172H64ZM77 173H78V172H77ZM79 173H80V172H79ZM97 173H98V171H97ZM157 173H158V171H157ZM190 173H191V172H190ZM211 173H212V172H211ZM32 174H34V173H32ZM86 174H87V173H86ZM92 174H93V172H92ZM94 174H95V173H94ZM107 174H108V173H107ZM128 174H129V173H128ZM128 174H126V175H128ZM130 174H131V172H130ZM151 174H152V173H151ZM198 174H199V173H198ZM204 174H205V173H204ZM209 174H210V173H209ZM49 175H50V174H49ZM49 175H48V176H49ZM55 175H56V174H55ZM57 175H58V174H57ZM64 175H65V174H64ZM76 175H77V174H76ZM90 175H91V174H90ZM124 175H125V174H124ZM142 175H143V172H142ZM148 175H149V174H148ZM153 175H154V174H153ZM156 175H157V174H156ZM163 175H164V174H163ZM192 175H193V174H192ZM196 175H197V174H196ZM38 176H39V175H38ZM66 176H67V175H66ZM68 176H69V175H68ZM103 176H104V175H103ZM115 176H116V175H115ZM121 176H123V175H121ZM149 176H150V175H149ZM165 176H166V174H165ZM170 176H172V175H170ZM190 176H191V175H190ZM193 176H194V175H193ZM197 176H198V175H197ZM197 176H196V177H197ZM200 176H201V174H200ZM202 176H203V175H202ZM205 176H206V175H205ZM209 176H210V178L213 177V176H211V175H209ZM33 177H34V176H33ZM62 177H64V176L62 175ZM69 177H71V176H69ZM78 177H79V175H78ZM82 177H84V176H82ZM95 177H96V176H95ZM97 177H98V175H97ZM108 177H109V176H108ZM117 177H118V176H117ZM150 177H151V176H150ZM161 177H164V176H161ZM182 177H183V176H182ZM220 177H221V176H220ZM41 178H42V177H41ZM46 178H47V177H46ZM46 178H45V179H46ZM55 178H56V177H55ZM91 178H94V177H91ZM110 178H111V176H110ZM110 178H108V179H110ZM166 178H167V177H166ZM204 178H205V177H204ZM206 178H207V177H206ZM210 178H209V179H210ZM224 178H225V177H224ZM224 178H223V179H224ZM35 179L37 180V178H35ZM45 179H44V180H45ZM49 179H50V178H49ZM62 179H64V178H62ZM80 179H81V178H80ZM95 179H96V178H95ZM97 179H98V178H97ZM117 179H118V178H117ZM120 179H121V178H120ZM125 179H126V178H125ZM125 179H123V180H125ZM149 179H151V178H149ZM158 179H159V178H158ZM169 179H170V178H169ZM171 179H173V178H171ZM182 179H183V178H182ZM200 179H201V177H200ZM200 179H199V180H200ZM207 179H208V178H207ZM32 180H33V179H32ZM47 180H48V179H47ZM56 180H57V179H56ZM131 180H132V179H131ZM131 180H130V181H131ZM146 180H147V179H146ZM153 180H154V179H153ZM201 180H202V179H201ZM204 180H205V179H204ZM211 180H212V179H211ZM215 180H216V176H215ZM224 180H225V179H224ZM38 181H39V180H38ZM50 181H51V179H50ZM94 181H95V180H94ZM112 181H113V180H112ZM114 181H115V180H114ZM118 181H119V180H118ZM118 181H117V182H118ZM141 181H142V180H141ZM159 181H160V180H159ZM219 181L222 182V180H219ZM33 182H34V181H33ZM62 182H63V181H62ZM62 182H61V183H62ZM72 182H73V181H72ZM74 182H75V181H74ZM87 182H88V181H87ZM108 182H109V181H108ZM126 182H128V180H127ZM136 182H137V181H136ZM149 182H150V181H149ZM157 182H158V181H157ZM202 182H203V181H202ZM205 182H207V181L205 180ZM215 182H218V181H215ZM225 182H226V181H225ZM43 183H44V182H43ZM43 183H42V184H43ZM51 183H52V182H51ZM76 183H77V182H76ZM81 183H82V181H81ZM92 183H93V182H92ZM103 183H104V182H103ZM112 183H113V182H112ZM112 183H111V181H110V184H112ZM119 183H120V181H119ZM119 183H118V184H119ZM200 183H201V182H200ZM203 183H204V182H203ZM203 183H202V184H203ZM210 183H211V182H210ZM58 184H60V183H58ZM65 184H66V183H65ZM68 184H69V183H68ZM70 184H71V183H70ZM93 184H95V183H93ZM96 184H97V182H96ZM96 184H95V185H96ZM108 184H109V183H107V185H108ZM133 184H135V181H134ZM51 185L53 186V184H51ZM81 185H82V184H81ZM97 185H98V184H97ZM97 185H96V186H97ZM124 185H125V184H124ZM126 185H127V184H126ZM126 185H125V186H126ZM129 185H130V184H129ZM140 185H141V184H140ZM140 185H139V186H140ZM152 185H153V184H152ZM60 186H62V185H60ZM68 186H69V185H68ZM70 186H72V185H70ZM91 186H92V184H91ZM121 186H122V185H121ZM130 186H131V185H130ZM130 186H129V187H130ZM133 186H134V185H133ZM137 186H138V185H137ZM212 186H214V185H212ZM53 187H54V186H53ZM75 187H76V185H75ZM75 187H73V190H74ZM86 187H87V186H86ZM86 187H85V188H86ZM88 187H89V185H88ZM97 187H98V186H97ZM131 187H132V186H131ZM154 187H156V186H154ZM207 187H208V185H207ZM224 187H225V185H224ZM38 188H39V187H38ZM78 188H81V187H78ZM89 188H90V187H89ZM89 188H87V189H89ZM91 188H92V187H91ZM108 188H109V187H108ZM113 188H114V187H113ZM113 188H112V190H113ZM115 188H116V187H115ZM115 188H114V189H115ZM133 188H134V187H133ZM133 188H132V189H133ZM139 188H140V187H139ZM150 188H152V187H150ZM214 188H215V187H214ZM214 188H212V189H214ZM69 189H70V187H69ZM82 189H83V188H82ZM82 189H81V190H82ZM95 189H96V187H95ZM123 189H124V187H123ZM125 189H126V188H125ZM125 189H124V191H125ZM157 189H158V188H157ZM193 189H194V188H193ZM77 190H78V189H77ZM96 190H97V189H96ZM100 190H101V188H100ZM112 190H111V191H112ZM137 190H138V189H137ZM137 190H136V191H137ZM146 190H148V189H146ZM44 191H45V190H44ZM55 191H56V190H55ZM62 191H65V190H62ZM111 191H109V193H110ZM119 191H121V190H119ZM127 191H128V190H127ZM155 191H156V190H155ZM157 191H158V190H157ZM191 191H192V189H191ZM195 191L197 192V189H196ZM208 191H209V190H208ZM219 191H220V190H219ZM219 191H218V189H217L216 192L219 193ZM58 192H59V191H57V193H58ZM65 192H66V191H65ZM73 192H74V191H73ZM82 192H83V191H81V193H82ZM128 192H129V191H128ZM138 192H139V191H138ZM192 192H193V191H192ZM62 193H63V192H62ZM62 193H61V194H62ZM69 193H70V192H69ZM81 193H80V194H81ZM106 193H108V190H107ZM113 193H114V192H113ZM125 193H126V191H125ZM198 193H199V192H198ZM59 194H60V193H59ZM61 194H60V195H61ZM65 194H66V193H65ZM92 194H93V193H92ZM118 194H119V193H118ZM121 194H122V193H121ZM132 194H133V191H132ZM136 194H139V193H136ZM164 194H165V193H164ZM173 194H174V193H173ZM195 194H196V193H195ZM195 194H194V195H195ZM70 195H71V194H70ZM70 195H69V196H70ZM98 195H99V194H98ZM125 195L128 196L127 193H126ZM148 195H149V194H148ZM165 195H166V194H165ZM217 195H218V194H217ZM52 196H53V195H52ZM52 196H51V197H52ZM63 196H64V195H63ZM69 196H68V197H69ZM75 196H76V195H75ZM96 196H97V195H95V197H96ZM109 196H110V194H109ZM120 196H124V195H120ZM134 196H135V195H134ZM142 196H143V195H142ZM218 196H219V195H218ZM38 197H39V196H38ZM83 197H84V194H83ZM83 197H81V198L84 199ZM107 197H108V196H107ZM115 197H116V196H115ZM117 197H118V196H117ZM129 197H132V196H129ZM140 197H141V196H140ZM223 197H224V196H223ZM223 197H222V198H223ZM234 197H235V196H234ZM53 198H54V197H53ZM69 198H70V197H69ZM78 198H79V197H78ZM97 198H98V197H97ZM127 198H128V197H127ZM133 198H134V197H133ZM146 198H147V197H146ZM199 198H200V197H199ZM201 198H202V197H201ZM201 198H200V199H201ZM213 198H214V197H213ZM213 198H212V199H213ZM231 198H233V197H231ZM60 199L62 200V198H60ZM70 199H71V198H70ZM75 199H76V198H75ZM92 199H93V198H92ZM118 199H119V198H118ZM130 199L132 200V198H130ZM138 199H139V198H138ZM149 199H150V197H149ZM163 199H164V198H163ZM200 199H199V200H200ZM203 199H204V198H203ZM203 199H202V200H203ZM52 200H53V199H52ZM57 200H58V199H57ZM57 200H56V202H54L55 200H54L53 202H54V203H57ZM93 200L95 201L96 199H93ZM104 200H106V199H104ZM111 200H112V199H111ZM122 200H123V199H122ZM139 200H140V199H139ZM144 200H145V199H144ZM147 200H148V199H147ZM154 200H155V199H154ZM69 201H70V200H69ZM72 201H73V200H72ZM72 201H71V202H72ZM77 201H80V200H77ZM83 201H84V200H83ZM97 201H98V200H97ZM117 201H118V200H117ZM120 201H121V200H120ZM124 201L129 202L128 200H124ZM150 201H151V200H150ZM152 201H153V200H152ZM169 201H170V200H168V202H169ZM200 201H201V200H200ZM205 201H206V200H205ZM58 202H59V200H58ZM86 202H87V201H85V203H86ZM101 202H102V201H101ZM106 202H107V201H106ZM106 202H105V203H106ZM114 202H115V201H114ZM146 202H147V201H146ZM148 202H149V201H148ZM164 202H165V201H163V202H161V203L164 204ZM198 202H199V201H198ZM202 202H203V201H202ZM61 203H64V201L61 202ZM72 203H73V202H72ZM77 203H78V202H77ZM77 203H76V204H77ZM85 203H84V204H85ZM97 203H98V202H97ZM107 203H108V202H107ZM110 203H111V202H110ZM112 203H113V202H112ZM129 203H130V202H129ZM142 203H143V202H142ZM142 203H141V204H142ZM150 203H151V202H150ZM150 203H149V204H150ZM154 203H155V202H154ZM170 203H171V202H170ZM192 203H193V202H192ZM200 203H201V202H200ZM221 203H222V202H221ZM99 204H100V203H99ZM101 204H102V203H101ZM103 204H104V203H103ZM103 204H102V205H103ZM119 204H120V203H119ZM130 204H131V203H130ZM132 204H133V203H132ZM132 204H131V205H132ZM139 204H140V203H139ZM144 204H145V203H144ZM168 204H169V203H168ZM188 204H189V203H188ZM201 204H202V203H201ZM214 204H215V203H214ZM18 205H19V204H18ZM57 205L60 206V204H57ZM57 205H56V206H57ZM73 205H74V204H73ZM73 205H72V206H73ZM86 205H87V203H86ZM90 205H91V204H90ZM102 205H101V206H102ZM120 205H122V202H121ZM134 205L136 206V204H134ZM145 205H146V204H145ZM174 205H175V204H174ZM181 205H182V203L180 204V206H181ZM185 205H186V204H185ZM72 206L70 205L71 208H72ZM79 206H81V205H79ZM83 206H84V205H83ZM94 206H95V205H94ZM107 206H108V204H107ZM118 206H119V205H118ZM124 206H125V204H124ZM126 206H127V204H126ZM142 206H143V205H142ZM149 206H150V205H149ZM151 206H152V205H151ZM155 206H156V204H155ZM159 206H160V205H159ZM167 206H169V205H167ZM212 206H213V205H212ZM48 207H50V206H48ZM70 207H69V208H70ZM76 207H77V206H76ZM88 207H89V206H88ZM88 207H87V208H88ZM98 207H99V206H98ZM104 207H105V206H104ZM137 207H139V206L137 205ZM146 207H147V206H146ZM165 207H166V205H165ZM192 207H193V205H192ZM200 207H201V205H200ZM50 208H51V207H50ZM56 208H57V207H56ZM56 208H54V210H55ZM66 208H67V207H66ZM94 208H96V207H94ZM102 208H103V207H102ZM105 208H108V207H105ZM114 208H115V207H114ZM120 208H124V207H120ZM132 208H133V206H132ZM134 208H135V207H134ZM134 208H133V209H134ZM144 208H145V207H144ZM149 208H150V207H149ZM155 208H156V207H155ZM174 208H175V207H174ZM177 208H178V207H176V209H177ZM219 208H220V206H219ZM80 209H81V208H80ZM98 209H99V208H98ZM112 209H113V208H112ZM145 209H146V208H145ZM159 209H160V208H159ZM182 209H183V208H182ZM199 209H200V208H199ZM199 209H198V211H199ZM202 209H203V208H202ZM212 209H213V208H212ZM221 209H222V207H221ZM224 209H225V208H224ZM224 209H223V210H224ZM229 209H230V208H229ZM49 210H50V209H49ZM68 210H70V209H68ZM68 210H67V211H68ZM104 210H105V209H104ZM130 210H132V209H130ZM146 210H147V209H146ZM146 210H145V211H146ZM155 210H156V209H155ZM218 210H219V209H218ZM46 211H48V210H46ZM67 211H66V212H67ZM90 211H91V210H90ZM90 211H88V212H90ZM93 211H94V210H93ZM99 211H100V210H99ZM111 211H112V210H111ZM113 211H114V210H113ZM125 211H126V210H125ZM174 211H175V210H174ZM195 211H196V210H195ZM58 212H59V211H58ZM88 212H87V213H88ZM106 212H107V211H106ZM134 212H135V211H134ZM138 212H141V211L138 210ZM152 212H153V210H152ZM157 212H158V211H157ZM161 212H162V211H161ZM169 212H170V211H169ZM179 212H180V211H179ZM67 213H68V212H67ZM109 213H110V215L113 214V213L110 212V211H109ZM109 213H107L106 215H108ZM121 213H123V212L121 211ZM126 213H127V212H126ZM141 213H142V212H141ZM150 213H151V212H150ZM177 213H178V211H177ZM208 213H209V212H208ZM218 213H219V212H218ZM222 213H223V212H222ZM239 213H240V212H239ZM45 214H46V213H45ZM49 214H50V213H49ZM63 214H65V213H63ZM79 214H80V213H79ZM79 214H78V216H80L82 213H81L80 215H79ZM83 214H84V212H83ZM131 214H132V213H131ZM136 214H138V213H136ZM139 214H140V213H139ZM143 214H144V212H143ZM143 214H141V215H143ZM179 214H180V213H179ZM188 214H189V213H188ZM191 214H192V213H191ZM209 214H210V213H209ZM211 214H212V213H211ZM213 214H214V213H213ZM233 214H235V213H233ZM3 215H4V214H3ZM95 215H96V214H95ZM99 215H101V214H99ZM132 215H133V214H132ZM163 215H164V214H163ZM220 215H221V213H220ZM263 215H264V214H263ZM44 216H46V215H44ZM55 216H56V215H55ZM59 216H60V215H59ZM115 216H116V215H115ZM115 216H114V217H115ZM118 216H119V215H118ZM130 216H131V215H130ZM134 216H135V214H134ZM139 216H140V215H139ZM180 216H181V215H180ZM213 216H214V215H213ZM215 216H216V215H215ZM241 216H242V215H241ZM49 217H51V216H49ZM70 217H71V216H70ZM96 217H97V216H96ZM98 217H100V216H98ZM135 217H137V216H135ZM153 217H155V216H153ZM168 217H169V216H168ZM168 217H167V218H168ZM171 217H172V216H171ZM175 217H176V216H175ZM249 217H250V216H249ZM57 218H58V217H57ZM60 218H62V217H60ZM64 218H65V217H64ZM76 218H77V216H76ZM76 218H75V219H76ZM87 218H88V217H87ZM127 218H128V217H127ZM185 218H186V217H185ZM188 218H189V217H188ZM205 218H206V217H205ZM244 218H245V217H244ZM257 218H258V217H257ZM263 218H264V217H263ZM95 219H96V218H95ZM152 219H153V218H152ZM180 219H181V218H180ZM189 219H190V218H189ZM216 219H218V218H216ZM235 219H236V218H235ZM242 219H243V218H242ZM77 220H78V219H77ZM80 220H81V219H80ZM106 220H107V219H106ZM133 220H134V219H133ZM140 220H143V221H144V219H140ZM148 220H149V219H148ZM227 220H228V219H227ZM258 220H259V218H258ZM261 220H262V219H261ZM85 221H86V219H85ZM94 221H95V220H94ZM97 221L99 222L100 220H97ZM97 221H95V222H97ZM155 221H156V220H155ZM155 221H154V222H155ZM157 221H159V220H157ZM165 221H166V220H165ZM178 221H179V220H178ZM189 221H190V220H189ZM198 221H199V220H198ZM207 221H208V220H207ZM216 221H217V220H216ZM228 221H229V220H228ZM239 221H240V220H239ZM246 221H247V220H246ZM256 221H257V220H256ZM53 222H54V221H53ZM79 222H80V221H79ZM82 222H83V221H82ZM103 222H104V221H103ZM103 222H102V223H103ZM140 222H141V221H140ZM154 222H152V223H154ZM213 222H214V220H213ZM213 222H212V223H213ZM241 222H242V221H241ZM28 223H29V222H28ZM30 223H31V222H30ZM51 223H52V222H51ZM80 223H81V222H80ZM85 223H86V222H85ZM85 223H84V224H85ZM142 223H143V222H142ZM159 223H160V222H159ZM161 223H162V222H161ZM163 223H164V222H163ZM255 223H256V222H255ZM25 224H26V223H25ZM92 224H93V223H92ZM98 224L100 225V223H98ZM148 224H149V223H148ZM150 224H151V223H150ZM167 224H168V223H167ZM172 224H173V222H172ZM181 224H182V223H181ZM183 224H184V223H183ZM230 224H231V223H230ZM95 225H96V223H95ZM95 225H93V226H95ZM99 225H98V226H99ZM102 225H103V224H102ZM102 225H101V226H102ZM146 225H147V224H146ZM152 225H153V224H152ZM155 225H156V222H155ZM190 225H191V224H190ZM190 225H189V226H190ZM216 225H217V224H216ZM83 226H84V225H83ZM91 226H92V225H91ZM93 226H92V228H94ZM148 226H150V225H148ZM148 226H147V227H148ZM169 226H170V224H169ZM182 226H183V225H182ZM193 226H194V225H193ZM209 226H210V224H209ZM218 226H219V225H218ZM257 226H258V225H257ZM24 227H25V226H24ZM27 227H28V226H27ZM29 227H30V226H29ZM89 227H90V224H89ZM143 227H144V225H143ZM163 227H164V226H163ZM175 227H176V226H175ZM190 227H191V226H190ZM198 227H199V226H198ZM210 227H211V226H210ZM260 227H261V226H260ZM32 228H33V226H32ZM76 228H77V227H76ZM80 228H81V227H80ZM83 228H84V227H83ZM99 228H100V227H99ZM155 228H156V226H155ZM155 228H154V229H155ZM164 228H165V227H164ZM170 228H171V227H170ZM179 228H180V227H179ZM182 228H183V227H182ZM229 228H230V227H229ZM30 229H31V228H30ZM77 229H78V228H77ZM85 229L87 230V228H85ZM102 229H103V228H102ZM158 229H159V228H158ZM162 229H163V228H161V230H162ZM186 229H187V228H186ZM211 229H212V228H211ZM219 229H220V228H219ZM225 229H227V228H225ZM238 229L240 230V227H239ZM24 230H25V228H24ZM33 230H34V229H33ZM62 230H63V229H62ZM80 230H81V229H80ZM82 230H83V229H82ZM92 230H93V229H92ZM103 230H104V229H103ZM107 230H108V229H107ZM192 230H193V229H192ZM213 230H214V229H213ZM28 231H29V230H28ZM77 231H78V230H77ZM101 231H102V230H101ZM139 231H140V230H139ZM150 231H151V230H150ZM155 231H157V230H155ZM158 231H159V230H158ZM164 231H165V230H163V232H164ZM167 231H168V230H167ZM201 231H202V230H201ZM205 231H206V230H205ZM214 231H216V230H214ZM221 231H222V230H221ZM55 232H56V231H55ZM75 232H76V231H75ZM78 232H79V231H78ZM98 232H99V231H98ZM105 232H106V230H105ZM151 232H152V231H151ZM165 232H166V231H165ZM210 232H211V231H210ZM223 232H224V231H223ZM86 233H87V232H86ZM103 233H104V232H103ZM116 233H118V232L116 231ZM125 233H126V232H125ZM170 233H171V232H170ZM175 233H176V232H175ZM187 233H189V232H187ZM187 233H186V234H187ZM193 233H194V232H193ZM203 233H204V232H203ZM203 233H201V234H203ZM206 233H207V232H206ZM206 233H205V234H206ZM219 233H220V232H219ZM79 234H80V232H79ZM98 234H100V233H98ZM109 234H110V232H109ZM112 234H114V233H112ZM155 234H157V233H155ZM155 234H154V235H155ZM161 234L163 235L162 232H161ZM164 234H165V233H164ZM167 234H168V232H167ZM178 234H179V233H178ZM191 234H192V233H191ZM237 234H238V233H237ZM31 235H32V233H31ZM81 235H82V234H81ZM81 235H80V237H81ZM83 235H84V234H83ZM83 235H82V239H83ZM88 235H89V233H88ZM94 235H95V233H94ZM105 235H106V234H105ZM118 235H119V234H118ZM165 235H166V234H165ZM179 235H181V234H179ZM218 235H219V234H218ZM227 235H228V234H227ZM84 236H85V235H84ZM121 236H122V235H121ZM163 236H164V235H163ZM169 236H171V234H169ZM192 236H194V235H192ZM199 236H200V235H199ZM202 236H203V235H202ZM223 236H224V235H223ZM225 236H226V235H225ZM229 236H230V235H229ZM229 236H228V237H229ZM75 237H76V236H75ZM91 237H92V236H91ZM110 237H111V235H110ZM114 237H115V236H114ZM157 237H158V236H157ZM174 237H175V235H174ZM176 237H177V235H176ZM226 237H227V236H226ZM226 237H225V238H226ZM239 237H240V235H239ZM56 238H58V240L60 239L58 236H57ZM85 238H86V237H85ZM153 238H154V237H153ZM160 238H161V237H160ZM169 238H170V237H169ZM179 238H180V237H179ZM256 238H257V237H256ZM54 239H55V237H54ZM80 239H81V238H80ZM82 239H81V240H82ZM110 239L112 240V238H110ZM147 239H148V238H147ZM186 239H187V238H186ZM202 239H203V238H202ZM204 239H205V238H204ZM213 239H214V238H213ZM222 239H223V238H222ZM241 239H243L242 236H241ZM142 240H143V238H142ZM154 240H155V239H154ZM160 240H161V239H160ZM160 240H159V241H160ZM163 240H164V239H163ZM169 240H170V239H169ZM169 240H168V241H169ZM177 240H178V239H177ZM187 240H189V239H187ZM208 240H209V239H208ZM223 240H224V239H223ZM225 240H226V239H225ZM261 240H262V239H261ZM87 241H88V240H87ZM130 241H131V240H130ZM152 241H153V240H152ZM178 241H179V240H178ZM197 241H198V240H197ZM250 241H252V240H250ZM81 242H82V241H81ZM84 242H85V240H84ZM125 242H127V241H125ZM166 242H167V241H166ZM202 242H203V241H202ZM210 242H211V241H210ZM210 242H209V243H210ZM221 242H222V241H221ZM243 242H244V241H243ZM258 242H260V241H258ZM106 243H107V242H106ZM119 243H120V242H119ZM167 243H168V242H167ZM206 243H207V242H206ZM206 243H205V244H206ZM219 243H220V242H219ZM222 243H223V242H222ZM241 243H242V242H241ZM251 243H252V242H251ZM117 244H118V243H117ZM186 244H187V243H186ZM189 244H191V242H190ZM207 244H208V243H207ZM211 244H212V243H211ZM217 244H218V243H217ZM234 244H235V243H234ZM86 245H87V244H86ZM115 245H116V244H115ZM126 245H127V244H126ZM128 245H129V244H128ZM128 245H127L126 247H128ZM165 245H166V243H165ZM165 245H164V246H165ZM209 245H210V244H209ZM107 246H108V245H107ZM117 246H118V245H117ZM132 246H133V245H132ZM161 246H162V245H161ZM179 246H180V245H179ZM187 246H188V245H187ZM192 246H193V245H192ZM207 246H208V245H207ZM217 246H220V245H217ZM233 246H234V245H233ZM239 246H240V245H239ZM109 247H110V246H109ZM111 247H112V246H111ZM115 247H116V246H115ZM130 247H131V245H130ZM158 247H159V246H158ZM172 247H173V246H172ZM177 247H178V246H177ZM182 247H183V246H182ZM188 247H189V246H188ZM208 247H209V246H208ZM215 247H216V246H215ZM237 247H238V246H237ZM244 247H245V246H244ZM86 248H87V246H86ZM128 248H129V247H128ZM132 248H133V247H132ZM170 248H171V245H170ZM219 248H221V247H219ZM231 248L233 249V247H231ZM235 248H236V247H235ZM105 249H106V248H105ZM118 249H119V248H118ZM118 249H116V251H119ZM122 249H124V248H122ZM159 249H160V248H159ZM159 249H158V250H159ZM177 249H178V248H177ZM199 249H200V248H199ZM201 249H202V248H201ZM209 249H210V248H209ZM86 250H87V249H86ZM130 250H131V249H130ZM167 250H168V248H167ZM205 250H206V249H205ZM219 250H220V249H219ZM225 250H226V249H225ZM121 251H122V250H121ZM178 251H179V250H178ZM188 251H189V250H188ZM194 251H195V250H194ZM198 251H199V250H198ZM211 251H212V250H211ZM111 252H112V251H111ZM171 252H172V251H171ZM205 252H207V251H205ZM232 252H233V251H232ZM238 252H239V251H238ZM259 252H260V251H259ZM259 252L257 251L256 254L259 253ZM112 253H113V252H112ZM118 253H119V252H118ZM121 253L123 254V252H121ZM168 253H169V252H168ZM184 253H185V252H184ZM186 253H187V252H186ZM208 253H210V252L208 251ZM213 253H214V252H213ZM242 253H243V252H242ZM245 253H246V251H245ZM100 254H101V253H100ZM104 254H105V253H104ZM122 254H121V255H122ZM160 254H161V253H160ZM181 254H182V253H181ZM193 254H194V253H193ZM218 254H219V253H218ZM230 254H231V252H230ZM233 254H234V253H233ZM239 254H240V253H239ZM119 255H120V253H119ZM132 255H133V254H132ZM204 255H205V254H204ZM211 255H212V254H211ZM222 255H223V253H222ZM235 255H236V254H235ZM257 255H258V254H257ZM260 255H261V254H260ZM107 256H108V255H107ZM114 256H116V255H114ZM117 256H118V255H117ZM128 256H129V255H128ZM162 256H163V255H162ZM166 256H167V255H166ZM166 256H164V258H165ZM209 256H210V254H209ZM214 256H216V255H214ZM219 256H220V255H219ZM219 256H218V257H219ZM239 256H240V255H239ZM99 257H100V256H99ZM119 257H120V256H119ZM123 257H124V256H123ZM198 257H199V256H198ZM240 257H241V256H240ZM101 258H102V257H101ZM120 258H121V257H120ZM216 258H217V257H216ZM225 258H226V257H225ZM230 258H231V257H230ZM257 258H259V257H257ZM107 259H108V258H107ZM112 259H114V258H112ZM117 259H119V258H117ZM189 259H190V258H189ZM228 259H229V257H228ZM237 259H238V258H237ZM262 259H263V258H262ZM103 260H104V259H103ZM114 260H116V259H114ZM165 260H166V259H165ZM186 260H188V259H186ZM221 260H222V259H221ZM225 260H226V259H225ZM235 260H236V259H235ZM250 260H252V259H250ZM93 261H94V260H93ZM131 261H132V260H131ZM134 261H135V260H134ZM182 261H183V260H182ZM182 261H181V262H182ZM189 261H190V260H189ZM201 261H203V260H201ZM229 261H230V260H229ZM252 261H254V259H253ZM252 261H251V262H252ZM116 262H117V261H116ZM116 262H114V263H116ZM124 262H125V261H124ZM167 262H168V261H167ZM194 262H195V261H194ZM203 262H204V261H203ZM221 262H222V261H221ZM260 262H262V261H260ZM96 263H98V261H96ZM101 263H102V262H101ZM104 263H105V262H104ZM106 263H107V262H106ZM135 263H136V262H135ZM189 263H190V262H189ZM198 263H199V262H198ZM201 263H202V262H201ZM204 263H205V262H204ZM204 263H203V264H204ZM210 263H211V262H210ZM255 263H256V262H255ZM257 263H258V262H257ZM109 264H110V263H109ZM130 264H131V263H130ZM136 264H137V263H136ZM168 264H170V263H168ZM212 264H213V263H212ZM262 264H263V263H262Z\"/></svg>",
    "mask_w": 264,
    "mask_h": 264
}]
</instances>
